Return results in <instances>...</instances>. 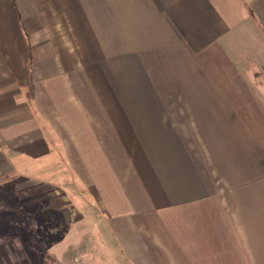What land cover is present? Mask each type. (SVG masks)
<instances>
[{
    "label": "crops",
    "instance_id": "crops-1",
    "mask_svg": "<svg viewBox=\"0 0 264 264\" xmlns=\"http://www.w3.org/2000/svg\"><path fill=\"white\" fill-rule=\"evenodd\" d=\"M0 166L103 264H264V0H0Z\"/></svg>",
    "mask_w": 264,
    "mask_h": 264
},
{
    "label": "rangeland",
    "instance_id": "rangeland-1",
    "mask_svg": "<svg viewBox=\"0 0 264 264\" xmlns=\"http://www.w3.org/2000/svg\"><path fill=\"white\" fill-rule=\"evenodd\" d=\"M52 188L0 166V264H55L51 256L62 264H103L98 244L106 241L107 249L110 236L80 216L61 188Z\"/></svg>",
    "mask_w": 264,
    "mask_h": 264
},
{
    "label": "trees",
    "instance_id": "trees-1",
    "mask_svg": "<svg viewBox=\"0 0 264 264\" xmlns=\"http://www.w3.org/2000/svg\"><path fill=\"white\" fill-rule=\"evenodd\" d=\"M52 261H54L55 264H62L61 261L59 259H57L56 257H52L51 256Z\"/></svg>",
    "mask_w": 264,
    "mask_h": 264
}]
</instances>
